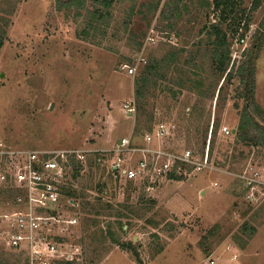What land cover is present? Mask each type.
Masks as SVG:
<instances>
[{
  "label": "rangeland",
  "instance_id": "1",
  "mask_svg": "<svg viewBox=\"0 0 264 264\" xmlns=\"http://www.w3.org/2000/svg\"><path fill=\"white\" fill-rule=\"evenodd\" d=\"M210 1L112 0L104 7L86 0L80 9H58L54 0H0V142L102 152L130 133L141 142L146 131L166 123L173 131L154 147L190 150L206 160L199 170L147 188L113 181L106 159L94 167L88 157L74 186L94 195L96 185H105L101 205L126 217L97 216L87 229L73 201L68 213L77 223L63 246L72 264H264V147L234 137L244 100L237 97L239 78L226 81L216 70ZM250 3L243 0L242 7ZM249 22L242 41L227 34L234 69L254 35L264 34V0ZM124 65L135 73L127 74ZM148 65L154 69L146 71ZM254 66L255 101L264 110V45ZM140 75L147 81L137 96ZM130 99L134 115L122 107ZM255 121L264 126L262 118ZM206 125L202 153L195 130ZM223 125L229 134L220 132ZM12 185L0 182L1 188ZM6 196L0 194V264H27L25 252L4 237L2 216L14 209Z\"/></svg>",
  "mask_w": 264,
  "mask_h": 264
},
{
  "label": "built area",
  "instance_id": "2",
  "mask_svg": "<svg viewBox=\"0 0 264 264\" xmlns=\"http://www.w3.org/2000/svg\"><path fill=\"white\" fill-rule=\"evenodd\" d=\"M123 67L127 74L135 73V67ZM122 107L126 113L135 114L133 99L126 100ZM173 128V124L157 123L143 134L141 142L130 133L119 138L110 150L102 152L71 148L26 150L0 142V182L7 179L15 190L13 211L2 216L8 246L22 249L27 264L71 261L70 253L63 249L64 238L66 231L76 225L77 218L68 213V208L75 204L62 195V190L72 183L73 164L84 167L88 157L98 155L106 159L107 170L121 183L139 182L147 188L168 180L171 173L181 176L186 169L202 168L206 160H196L190 150L175 154L153 146L168 137ZM220 132L229 134L231 130L223 125Z\"/></svg>",
  "mask_w": 264,
  "mask_h": 264
},
{
  "label": "trees",
  "instance_id": "3",
  "mask_svg": "<svg viewBox=\"0 0 264 264\" xmlns=\"http://www.w3.org/2000/svg\"><path fill=\"white\" fill-rule=\"evenodd\" d=\"M86 0H54L55 5L58 9L70 8L73 5L80 9L83 7ZM93 2H98L99 0H92ZM104 7H109L112 3V0H100ZM261 0H251L250 6L248 9L242 7L243 0H211L208 3V6L211 8L214 17V24H210L208 27V32L213 36L212 41L210 42L211 51L213 54V59L216 64V70L222 73H225L226 81H231L236 75L239 78V87L237 88L238 95L244 100L241 110L239 111V118L237 127L234 130V137L237 142L245 146H263L264 147V126L255 121L256 117H260L264 120V110L262 107L255 101L254 91H255V60L258 58L261 47L264 45V34L260 36L254 35L252 38V45L244 49L241 53L242 59L240 64L236 69L235 63L230 64L229 59V42L227 40V34L230 33L232 36H237L240 39L246 35L249 30V21L250 13L258 9L260 6ZM225 25V28L222 27ZM4 31L0 32V48L3 45L4 41ZM230 65V68H229ZM229 68V70H228ZM154 69L153 66H146V71ZM228 70V71H227ZM185 75V73L183 72ZM147 81V77L140 75L137 78V86L135 88V94L141 96V90L144 88V83ZM181 87L185 86V80L179 82ZM200 86V84H199ZM202 115H198V118L201 119ZM214 126V125H213ZM199 127V126H198ZM196 128L195 133L199 134V138L202 140V153L206 144V138L208 133V125L200 131L199 128ZM218 126L212 127V136L210 139L211 150L214 148L216 143V131ZM149 131V130H148ZM210 149V148H209ZM89 164L98 167L103 162L101 157L94 156L92 159H89ZM83 168L79 163L73 164L72 168V183L77 180L80 176V170ZM107 173L110 175L109 178H112V175L109 170ZM180 176H175L171 173L168 177V180L178 179ZM111 179L109 182L111 183ZM116 182V180L113 179ZM72 183L68 187L63 188L62 195L65 198L76 200L79 205V210L81 214L85 216L86 219V228L90 229L91 227L97 224V216H107V217H117L121 219L126 217L120 211L116 213L113 212V206L111 204L101 205L104 200L101 196L102 191L104 190L105 185L98 187V192H95L94 195L85 191L83 186L73 187ZM129 186L132 185L131 182H126ZM82 185V184H81ZM121 186V185H120ZM5 193L6 197L12 198L15 195V190L7 187H0V194ZM98 193V194H97ZM103 201V202H102ZM105 203V202H104ZM124 224L119 223V228L122 230ZM136 255V254H135ZM137 257V255H136ZM6 264V263H3ZM64 264H72L70 261H66Z\"/></svg>",
  "mask_w": 264,
  "mask_h": 264
}]
</instances>
